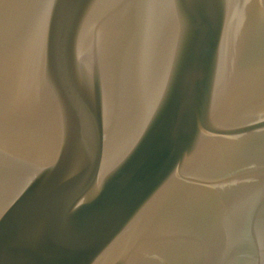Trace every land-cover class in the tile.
<instances>
[{
	"label": "water",
	"instance_id": "95a60500",
	"mask_svg": "<svg viewBox=\"0 0 264 264\" xmlns=\"http://www.w3.org/2000/svg\"><path fill=\"white\" fill-rule=\"evenodd\" d=\"M0 264H264V0H0Z\"/></svg>",
	"mask_w": 264,
	"mask_h": 264
}]
</instances>
